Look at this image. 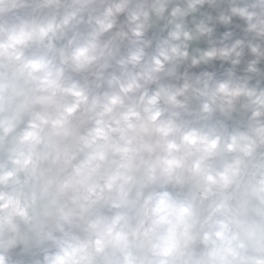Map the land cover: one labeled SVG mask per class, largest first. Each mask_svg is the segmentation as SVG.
<instances>
[{"label": "clouds", "instance_id": "9594fccd", "mask_svg": "<svg viewBox=\"0 0 264 264\" xmlns=\"http://www.w3.org/2000/svg\"><path fill=\"white\" fill-rule=\"evenodd\" d=\"M0 264H264V0H0Z\"/></svg>", "mask_w": 264, "mask_h": 264}]
</instances>
